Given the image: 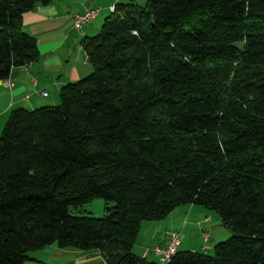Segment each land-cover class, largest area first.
Segmentation results:
<instances>
[{
    "label": "trees",
    "instance_id": "16d2710c",
    "mask_svg": "<svg viewBox=\"0 0 264 264\" xmlns=\"http://www.w3.org/2000/svg\"><path fill=\"white\" fill-rule=\"evenodd\" d=\"M52 1L0 0V80L37 61L21 17ZM111 7L82 41L91 73L0 133V264L48 246L107 264H264V0ZM96 198L101 217L75 214ZM189 205L231 232L213 256L132 253L144 222Z\"/></svg>",
    "mask_w": 264,
    "mask_h": 264
},
{
    "label": "crops",
    "instance_id": "0c3cea01",
    "mask_svg": "<svg viewBox=\"0 0 264 264\" xmlns=\"http://www.w3.org/2000/svg\"><path fill=\"white\" fill-rule=\"evenodd\" d=\"M118 3L134 4V0H53L48 5H38L34 10L22 15L21 28L34 37L39 55L36 62L26 67L11 69L7 78L13 84L11 88H6L4 82L0 80V133L12 110L17 108L34 110L50 106L59 100V91L62 86L76 82L91 72L92 68L87 62L82 41L99 33L103 20L110 16L109 8ZM85 9H99V13L89 24L74 28L72 17ZM181 212L185 214L181 224L174 219L167 228V230H177L180 234L179 238L191 226L188 223L191 215L202 213V210L195 205H189L187 208L183 207ZM209 219L211 218L205 217L203 221L209 222ZM147 227L148 232L144 237L148 238V241L140 245L144 252L142 256L145 260L159 263L152 250L155 246L164 244L167 230L163 231L162 223L155 224L158 235L154 236L156 232L149 231V226ZM199 231L205 239V228L201 227ZM204 239V243L210 240L208 236L206 240ZM181 247L180 242L179 251H186ZM25 264L107 263L97 250L81 251L74 248L48 246L31 252Z\"/></svg>",
    "mask_w": 264,
    "mask_h": 264
},
{
    "label": "rangeland",
    "instance_id": "374dc122",
    "mask_svg": "<svg viewBox=\"0 0 264 264\" xmlns=\"http://www.w3.org/2000/svg\"><path fill=\"white\" fill-rule=\"evenodd\" d=\"M147 0H134V4L143 7L145 5ZM101 30V27H100ZM99 30V32H100ZM97 35V34H96ZM92 71V70H91ZM91 73V72H90ZM59 104V100L54 102L53 104H50V106L54 107ZM187 208V206H181L175 208L166 219H163L159 222H154L155 224H161L163 225L162 229L167 230V228L170 226V224L176 219L177 222L181 224V221H183V217L185 214H182L181 210L182 208ZM197 208H201L202 213H194L191 215V218L189 219V222L191 226L187 228L180 238V242L182 243L181 249L191 252H198L203 253L204 249H206V255L213 256L214 255V246L217 243L225 242L231 237V232L227 230L225 227H223L220 223L219 215L216 214L214 211L206 210L205 208L201 206H196ZM105 204L104 201L100 198H96L89 202L88 204L83 205L82 207L78 208L77 212L75 214L77 215H89L93 217H101L104 214ZM205 217H210L209 222L203 221ZM205 222V223H204ZM154 223H144L142 225L141 233L139 235V239L137 243L135 244V247L132 249V253L140 258L144 259L142 255H144V252L141 250V243H145L148 241V238L145 239L144 235L148 232L147 226H149V231L156 232V235H158L155 224ZM152 224V225H150ZM200 225V226H199ZM205 228L206 237L208 236L210 240L208 243H204V235H200V228ZM198 228V229H197ZM170 230V229H169ZM168 231V230H167ZM180 236V234H179ZM203 237V238H202ZM205 240V239H204ZM190 241V242H189ZM152 244H150L151 246ZM148 246V247H150ZM159 260L158 257H155V259ZM148 261V260H147Z\"/></svg>",
    "mask_w": 264,
    "mask_h": 264
},
{
    "label": "built area",
    "instance_id": "2783aa9c",
    "mask_svg": "<svg viewBox=\"0 0 264 264\" xmlns=\"http://www.w3.org/2000/svg\"><path fill=\"white\" fill-rule=\"evenodd\" d=\"M113 11V7L110 8ZM99 9H85L83 12L72 17V25L74 28H81L83 25L89 24L98 15ZM28 66V65H27ZM26 67V66H25ZM4 86L11 88L13 84L9 80H5ZM207 237L205 236V240ZM180 238L177 230H168L166 232V242L163 246H155L153 253L159 258L161 263H167L179 251Z\"/></svg>",
    "mask_w": 264,
    "mask_h": 264
},
{
    "label": "water",
    "instance_id": "95a60500",
    "mask_svg": "<svg viewBox=\"0 0 264 264\" xmlns=\"http://www.w3.org/2000/svg\"><path fill=\"white\" fill-rule=\"evenodd\" d=\"M235 47L238 48V49H241L242 48V45L241 44L235 45Z\"/></svg>",
    "mask_w": 264,
    "mask_h": 264
}]
</instances>
